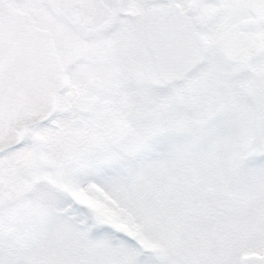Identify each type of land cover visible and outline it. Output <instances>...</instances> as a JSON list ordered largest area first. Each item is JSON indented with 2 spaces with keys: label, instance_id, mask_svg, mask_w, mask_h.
<instances>
[{
  "label": "snow or ice",
  "instance_id": "1",
  "mask_svg": "<svg viewBox=\"0 0 264 264\" xmlns=\"http://www.w3.org/2000/svg\"><path fill=\"white\" fill-rule=\"evenodd\" d=\"M0 264H264V0H0Z\"/></svg>",
  "mask_w": 264,
  "mask_h": 264
}]
</instances>
